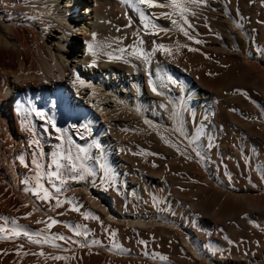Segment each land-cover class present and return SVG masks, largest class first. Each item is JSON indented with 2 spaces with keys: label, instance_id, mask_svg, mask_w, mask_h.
Instances as JSON below:
<instances>
[{
  "label": "bare ground",
  "instance_id": "obj_1",
  "mask_svg": "<svg viewBox=\"0 0 264 264\" xmlns=\"http://www.w3.org/2000/svg\"><path fill=\"white\" fill-rule=\"evenodd\" d=\"M245 1L231 0L233 9L229 10L227 0H175V3L173 0H153L157 4L163 3L164 7H150L148 3H141V0H0V264H6L7 261L6 245L22 236L20 228L31 231L46 228L47 232L51 231L54 225L47 220L53 210L52 204L57 202L51 198V193L58 191L56 189H63L60 190L61 197L69 204L72 201L79 204L86 201V205L94 208L100 204L97 200L101 198L111 206L110 197L90 184L87 186L69 182L66 188L63 184L54 185L55 180L51 179L54 178L51 175L55 171L52 162L57 160L56 156L67 151L81 154L85 148L90 162L100 156L102 147L109 151H119L122 145L136 143L139 138L158 144L166 135L177 139L179 137L176 133L181 132H177L179 130H175L174 125L169 123L167 118L170 116L165 111V104H169L167 109L170 113L177 112L176 104L170 99H183L186 107L190 108L189 111L195 113L197 122L208 123V133L212 131L218 136L223 135L224 131L219 128L221 123L217 119L225 121L223 123L231 121L228 123L236 132L232 133L236 134L235 139L226 142L228 137L225 142L218 141L220 144L216 143L209 152L206 151L208 148L203 150L198 145L194 147L192 140H189L191 143L187 142L186 147L198 158L200 168L196 163L197 166L190 164L187 166L188 171L208 175L218 185L224 174L222 172L221 177L217 176V166L214 167L213 162L226 165L229 175L235 172L239 175L243 171L242 168L237 170V165L232 161H250L251 166L248 168V162L244 166L246 171L241 172L248 178L244 179L246 184L243 187L232 188L223 181L219 182L220 187L226 189V198L235 205L228 214L231 216H228L230 223H224L230 224L228 239L218 238L214 234L215 229L222 227L221 219L217 218L219 222H213L206 217L201 219L200 216L198 218L201 219L202 226L197 225L198 230L184 227L186 235L181 240H178L180 237L176 239L180 244L179 250L193 264H264V118H260V121L256 108L258 106L264 112V16H254L247 22L244 18L245 24L241 25V13L238 9L242 8ZM134 30L143 32L148 45L158 50L149 58L147 67L142 66L144 63L138 59L129 58L123 62L105 48L108 37L114 34L131 35ZM186 39H192L200 50L215 59L214 62L218 60L225 66L228 64V67L231 64L226 71L223 69L227 66L219 67L225 72L224 78L216 77L215 74L219 71L216 73L217 67L214 65L205 69L204 73L192 68L199 63L197 55L184 58L178 55L180 52L178 56H174L167 51L170 48L166 50V46L172 47L171 45H179L181 48ZM235 83L248 87L254 98H249L254 101V104L252 101L250 104L257 106H249L250 109H247L242 99L239 101L235 96L232 99L233 95H226V91L231 86L234 87ZM186 116L187 121L189 115ZM255 116L257 119L250 120ZM239 118L241 121H236ZM242 118L248 119L253 127H248L249 121L245 123ZM213 121L219 126L215 122L213 125ZM181 124L180 131L186 137L185 133L190 134L189 129L185 130L188 125L183 122ZM119 152L120 155L114 154L113 159L119 167H123L124 154ZM73 156L76 157V154ZM230 164L235 167L231 168ZM163 171L165 170L161 172ZM70 173L73 175L76 172ZM38 176L44 177L45 181L41 180V184H36ZM149 176L156 182V189L166 183L162 178L165 174L159 175L162 180L154 175ZM48 179L54 180V184ZM57 182L60 183L59 180ZM135 185L133 181L129 183L130 187ZM43 191L47 194L49 192L51 197ZM49 198L56 202L51 203ZM71 207L74 206L71 204ZM78 209L79 207L77 211ZM113 210L111 208L112 212ZM141 213L133 218H144L145 214ZM59 214L63 215L61 212L54 215L59 217ZM108 218L113 220L110 214ZM130 219L127 223L132 222ZM248 220L253 222L250 228V223H245ZM244 224L248 225V229H244L247 226L243 228ZM159 236L165 242L172 234L170 236V232L163 230ZM209 242L224 248L215 255L212 250L210 252V246H207ZM175 253L170 254L173 256ZM166 258L169 259L168 256ZM155 259L151 261L152 264H181L176 261L164 262L165 258L163 261Z\"/></svg>",
  "mask_w": 264,
  "mask_h": 264
},
{
  "label": "rangeland",
  "instance_id": "obj_2",
  "mask_svg": "<svg viewBox=\"0 0 264 264\" xmlns=\"http://www.w3.org/2000/svg\"><path fill=\"white\" fill-rule=\"evenodd\" d=\"M227 3H228L227 4L228 9L229 10L233 9V5L231 4L232 3L231 0H227ZM240 10L238 9V11L241 14H239V12H238V14L242 20L241 25H243V24H245L243 22V21H245L244 18L247 19L245 21V22H247V21H249L248 19H251L254 16H264V1L263 0H246L245 2H243L242 8H240ZM242 17H243V19H242ZM135 32L136 31L134 30V33L132 32L133 34L132 33H131V35L127 34V36H123L121 34H116V35L114 34L113 36L108 37V39L106 40V43L104 44L107 46V47L105 46V48H107L109 53L114 54L115 58H117L123 62H126L129 58L138 59V60H140L141 63L142 62L144 63L142 66L145 65L147 67L148 63H149V58L150 57L152 58L153 55H155L154 53L157 52L158 50H157V48L154 50L155 47L153 48L151 45H148V42L145 41L147 39H146V36H144L143 32L138 31L141 33V34L139 33L140 38H137L138 32H136L137 35L135 34ZM142 35H143V37H142ZM135 37H136V40H134ZM142 38H143V40H142ZM187 40H188V42L190 41L191 43L189 42V44H187L188 43ZM146 44H147V47H146ZM183 44H181L182 46L180 45L181 48L179 47V45H176V46L171 45L172 47L166 46V50L170 48L169 50H167L168 52H171L174 56H178V55L181 56L182 55V57H184V58L190 57L191 55H197V58L199 57L198 61L200 64L199 63L194 64V66H192V68L198 69L199 71L201 70V72L204 73L205 69H208V67H214L215 66V67H217L216 73L219 71L217 74H215L216 77L218 79H221L222 77L224 78V75H223V74H225L224 71L229 70L228 68L231 67V64H229V67L227 64L226 65L227 67H226L224 63H221L217 59H216L217 61L214 62L215 59L213 60V58L208 56L205 53V51L203 52V50H200L201 48L196 46V44L193 42L192 39H190V40L186 39L184 46H183ZM176 49H178V50H176ZM174 50H176L177 53ZM167 51H164V52H167ZM123 57H126V58H123ZM144 58L146 59L145 61L147 62V64L144 61ZM217 62L220 63V65ZM215 63H216V65H215ZM198 65H199V67H198ZM212 65H214V66H212ZM219 67L220 68L226 67V69H223L224 70L223 71ZM218 68H219V70H218ZM221 72H222V74H221ZM166 83H168V81ZM235 84L233 85L234 87L231 86V88L226 91L227 94L226 93L225 94L227 96H230V97H232V95H233L232 99H234V96H235V98L237 97V100H239V101H240V99H242V102L245 103L244 105L247 109H250V107H253V106L254 107L257 106V105L252 106V104H250L252 102L254 104V101L250 100L249 98H251V99H254V98L252 97L251 92L248 89V87L247 86L245 87V85H243L244 86V88H243V86H241V84H239V83H235ZM242 88L245 89V91ZM233 89H236V90H233ZM232 90H233V93L231 94ZM235 93H237V94H235ZM229 94H231V95H229ZM237 95H241V96H237ZM246 95H247V97H246ZM248 95H250L251 97ZM242 97H245V98H242ZM248 99L250 100L248 103L249 105L247 104ZM170 101L172 103L174 102V104H176V106H177L176 114L177 115L179 113L180 114L178 116H176L175 112L171 111V113H170V110L167 109V108H169V104H167L168 106L165 104V111L168 112L167 115L170 116L167 119H169L170 124L174 125L175 130H179L177 132H181V133H176V136L181 138V139H179V138L176 139L170 135H166V137L163 138L162 142H160L159 144L155 141L147 140V139H141V138L137 139V141L140 143V141L142 140L143 141L142 144L141 143L139 144L138 142L133 143V144L132 143L124 144L118 149L119 151H121L122 155L123 154L125 155V156L121 155L123 157V159L125 158L124 159L125 164L123 165V167H119L116 164L115 159H113L114 154L118 153L120 155V152L116 151V150L109 151V150L105 149L104 147H102L101 145H98V146L103 148V149L101 148L103 150V152L101 150L102 153L100 154V156L95 158V160L90 161L91 164H89L90 162L87 159L88 156H86V155H88V154H87V150L85 148L82 150L81 154H78L76 152L71 153V151L70 152L67 151V152H63V153L59 154V156L61 158H59V156L58 157L56 156L57 160H54L55 162H52V166L54 164V166H53L55 168L54 173L58 172V175H51L52 177H54L51 179L55 180V184H54V180L52 181L51 179H48V180L53 182L52 184H54V185L63 184V185H65V188L67 187V185H69V182L70 183L77 182V183H81V184L83 183V184H86L87 186L90 184L93 188L99 190L100 192H103L104 194L106 193L110 197V199H111L110 203H111L112 207L109 206L101 198H98V200L96 199L98 202H100V204H98V202H97V204H98L97 206L99 208L97 206H96L97 208L96 207L93 208L92 206L89 207V205H86V201H83V203H80L81 205L77 201H76L77 203L75 202L76 205H75V203H73L74 201L70 202V204H69L68 201H66L65 199H64L65 201L63 200L64 197L63 198L61 197L62 196L61 191H63V189L58 188L59 190L56 192L57 194L51 193V196H53V197L50 196L49 192L47 194L46 191H43V193L47 194V196L51 197L52 199L54 198L57 202L59 201L60 205H61L60 202H62L61 206H57V202L55 200H53L56 202V204H55L52 201V199L49 198L51 200L50 202L54 203V205L52 204L53 210L51 211L53 213V215H52V213H50L49 214L50 219L47 220V222H50L52 226L54 225L50 231L51 233L49 231H48L49 232L48 233L47 232L48 229H46V228L45 229L40 228L37 231H35V230L31 231L28 229H27L28 230L27 231L26 229L24 230L23 228H20L19 233L22 231L20 233V236L24 235L23 237L21 236L22 238L20 237L21 240L16 239L17 242H15L16 240H12L14 242L6 245V254L8 253L6 256L7 257L6 264H11L13 259H14L13 262L14 261L15 262L14 263L12 262V264H19L20 262H22L20 264H31V263L32 264H152L153 262H151V261H153L154 258H156L155 260H162V261L164 260L163 258H165L164 262H167V263L172 262V261H176V262L181 263V264H193V261L189 257H186L185 255H183L184 253L179 250L178 247L180 244L178 243V241L176 242V239L178 237H180V238H178V240H181L186 235V232L184 231V227H187V228L192 227V229L198 230V226H202L201 219L203 217H206L209 220H212L213 222L214 221L219 222L218 220L221 219L222 220V223H221L222 227L215 229L214 234L218 238H223V239L227 240L229 237L228 232L230 229V224L227 225L224 223H230L231 219H229V218L231 216L228 214L233 211V208L235 207V205L232 204V202L226 198V195L224 193L226 191V189L221 188L222 186L219 185V182L223 181V183H225V185H228L232 188L235 186H237V188H240L239 186L243 187L244 184H246L244 179H248V178H246V175L241 174V172L246 171V170H244L245 169L244 166L247 165L248 162H249V165H247L248 168L251 167L250 161H248V162L241 161L242 163L241 162L239 163L238 161H236V162L232 161V163L237 165L236 167L234 166V164L233 165L230 164L231 168L235 167L239 171L243 169V171H240V174H239L240 177H239V175L236 174V172L229 175L226 172L227 171L226 165L221 164V163L219 164V162L218 163L213 162V166L218 167V168L215 167L216 172H218L217 176L221 177V175L224 174V176H222L220 178L221 180L219 179L218 185H217V183L212 182L213 179H211L210 176H208V175H205L203 173L200 174V173L188 171L187 166L190 164H194V165L197 164L198 166L197 165L196 166L198 168H200L198 158L195 157L189 151V149L186 147L187 142L191 143V141L189 142V140H192V145L193 146L195 145L194 147L199 146V148L202 147L203 150L208 148L206 151L209 152V151H212V149L214 148L215 144L218 141L220 143L225 142L227 140L226 138H228V137H229V139L226 142H230L231 139H235L234 137L236 134L233 135L232 133H236V132H235L234 127L231 126V124H229V123H231V121H228L229 123L228 122L223 123L225 121H220L219 119H217L218 121L217 120H215V121H217L219 124L221 123L220 126L215 121H213L212 123H213V125H215L217 123L216 125H218L219 128L224 131L223 135L220 134L219 135L220 137H219L218 135H216L212 131H210L209 132L210 134H209L206 130V128H208V126H207L208 123L207 122L203 123L205 121H203L201 123L197 122V118H195V113H193L191 110L189 111L190 108L186 107L183 99L177 100L179 104L177 103L176 100L174 101V100L170 99ZM180 102H181V104H180ZM179 105H180V107H179ZM178 108H180V111ZM256 108H258L257 109L259 112L258 114L261 116L260 117L258 115L259 119L260 118L263 119L264 118V112L262 111V108L260 109L258 106ZM186 109L189 111V113H187L188 111ZM186 115H189L187 121H186L187 118L185 119V117H187ZM171 117H172V119H171ZM183 117H184V119H183ZM236 117L238 118V116H236ZM255 117L256 118H252L250 120L257 119V116H255ZM226 118L228 119V115L226 116ZM173 119L176 122H174ZM182 119L185 121H183ZM244 119L242 118V121L244 120L243 122L248 123L249 120L246 118H244ZM178 120H179V122H178ZM180 120H181V122H180ZM190 121H191V123L189 124ZM236 121H241V118L237 119ZM260 121H262V120L260 119ZM182 122H183V124H187L189 127V128L185 127V130L189 129L188 131L190 133V134L185 133L186 137L182 136L183 132L180 131L181 126H182V124H181ZM214 122H215V124H214ZM191 124L193 127L191 126ZM198 124H199V127H197ZM249 125L251 128L253 127V125L250 124V121L247 124V126L249 127ZM230 126L232 129L230 128ZM223 127H226V128H223ZM192 129H193V131H192ZM190 130H191V132H190ZM228 130L232 131V132L229 133ZM191 133H192V135H191ZM198 133L200 135H198ZM224 133L225 134L227 133L226 135H228V136H226ZM191 136H193V138ZM194 136H196L195 141L193 140ZM221 138H222V140H221ZM144 142H146V145L144 144ZM153 142H154V145H153ZM198 142L201 144L199 145ZM137 143H138V145H137ZM220 143H217V144H220ZM143 144H144V146H143ZM132 145H134V146H132ZM123 146H124V148H122ZM125 147H127V148H125ZM69 153H71L73 155L76 154V157L69 154ZM112 154H113V156H112ZM79 155H80V158H79ZM171 156H173V157H171ZM83 158L84 159L86 158V159L83 160ZM75 159H77V160L75 161ZM82 161L83 162L85 161V162L83 163ZM66 163H67V165H66ZM95 163H97L98 165ZM229 163H231V161H229ZM237 163H239V164H237ZM83 164H85V166ZM240 164H242V165H240ZM58 165L60 167L59 169H58ZM238 165H240V166H238ZM63 166H64L65 171L63 169ZM68 167L71 168L72 170H70ZM84 167L85 168L88 167V168L85 169ZM162 167L165 169H162ZM240 168H242V169H240ZM87 169H89V170L87 171ZM160 169H161V171L165 170V171H163L164 173L161 172ZM217 169L218 170L220 169L219 170L220 172ZM90 170H91V172H89ZM166 170H167V172H166ZM70 171L71 172L73 171L76 173H74L72 175V173H70ZM151 171H152V173H151ZM153 171H154V173H153ZM156 171H159V173L158 172L156 173ZM189 172L192 174H189ZM61 174H63V175L61 176ZM164 174H165V176H164ZM68 175H70L72 178L70 176L68 178ZM149 175H154V176L159 177V178L161 176H164L162 178L165 179V180L163 179L164 182H166L165 185L164 186L162 185L163 187H161L160 189H156L154 187L156 182L154 181L153 178H150ZM159 175H161V176H159ZM38 177H39V178H37L38 181L35 180L36 184H39L40 182H42L45 179L44 177H41V178H40V176H38ZM57 177H59V178L57 179ZM66 178H68L69 180ZM162 178H160V180H162ZM206 178H208V180L211 179V181H208ZM58 180L60 183L57 182ZM62 180L64 181V183ZM131 181L135 182L136 185L130 187L129 183ZM150 187H152V188H150ZM131 188H133V189H131ZM56 196H57V199L55 198ZM113 199H115V202H113ZM105 203H106V205H105ZM113 203H114V205H113ZM71 204L74 207H71ZM69 205H70V208H74L75 211L71 210L69 208ZM77 206L79 207V209H78V211H80L79 213L77 211V208H78ZM66 208L69 210L67 211ZM95 208H96V210H94ZM105 208H106V210H105ZM111 208L114 209L113 212L115 211L114 213L117 215H115L111 211ZM58 209H59V211H58ZM63 209L65 212L63 211ZM106 211L110 214V216H112L113 220L108 218L109 214L108 213L106 214ZM59 212H61V214H63V215L59 214L60 216L57 215L59 217H56V215H54V214H57ZM140 212H142L141 214H145L144 218L143 217H137L140 219L133 218L134 216L136 217V215ZM68 213L69 214L71 213V214L69 215ZM235 213L236 212H234V214ZM62 216H63V218H62ZM228 216H230V217H228ZM198 217H200L201 219ZM54 218H55V220H56V218L58 220L55 221V220H53ZM59 218H62V219H59ZM141 218H142V220H141ZM145 218H146V221H143V220H145ZM147 218H149V219H147ZM217 218H218V220H217ZM237 218H239V216L235 217L232 221H234ZM116 219H117V221H116ZM128 219H130L129 221H132V222L127 223ZM199 219H200V221H199ZM54 221H55V223L56 222L57 223L54 224L53 223ZM107 221H108V224H107ZM197 221H198V223H197ZM199 222H200V224H199ZM245 223H247V224L250 223V225H249V228H250V226L253 222L248 220V222L246 221ZM122 224H124V225H122ZM178 224H179V226H178ZM158 225L161 227H159ZM245 226H247V227H245ZM63 227L65 228L66 232H65V230H63ZM168 227H170V228H168ZM243 228L248 229V225L244 224ZM58 229H60V230H58ZM121 229H123V230H121ZM199 229H200V227H199ZM41 230H43L44 233ZM163 230L170 232V236H171V234H172V236L174 235L173 237L171 236L167 241H165L166 243L163 242L164 240L162 238H160L161 236H159L161 231H163ZM39 231L42 233H40ZM57 231H59L61 234L57 233ZM122 231H123V233H122ZM38 232H39V234H38ZM54 235H56V236H54ZM28 239H30V240H28ZM214 244L211 245L209 242V244L207 243V246L208 247L210 246L209 247L210 252L212 250L213 254L218 255L223 250L224 246L222 247V246H219V244L218 245H214ZM211 246H212V248H211ZM216 247L218 248V250ZM12 250H14V253ZM174 250H176L179 253L181 252V254L178 253V255H176L177 252L175 251L176 252L175 253ZM15 251H16V253H15ZM110 251H111V253H110ZM166 251L169 252L170 256L167 254L168 252H166ZM9 252H12V253H9ZM17 252L18 253L20 252V253L18 254ZM164 252H166L167 255L164 254ZM216 252H217V254H216ZM112 253H113V256H112ZM170 253L171 254L175 253V255L171 256ZM16 254H18L17 257H16ZM163 254L166 255V257L168 256L169 259H167ZM149 257L152 259H150ZM171 257H173V258L171 259ZM146 258H148V259H146Z\"/></svg>",
  "mask_w": 264,
  "mask_h": 264
},
{
  "label": "snow or ice",
  "instance_id": "obj_3",
  "mask_svg": "<svg viewBox=\"0 0 264 264\" xmlns=\"http://www.w3.org/2000/svg\"><path fill=\"white\" fill-rule=\"evenodd\" d=\"M173 2L175 3V0H173ZM193 2H198V0H193ZM141 3H148L150 7H164L163 3L157 4V3H154L153 0H141ZM173 23H176V21H173ZM185 35H187V32H185ZM161 47H163V46H161ZM58 167H59V165H58ZM52 175H58V173H53ZM57 190H59V189H57ZM57 206H59V201L57 202ZM54 223H55V221H54Z\"/></svg>",
  "mask_w": 264,
  "mask_h": 264
}]
</instances>
